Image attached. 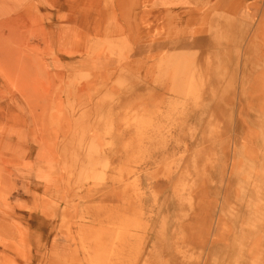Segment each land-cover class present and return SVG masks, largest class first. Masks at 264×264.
I'll return each mask as SVG.
<instances>
[{"label": "rangeland", "instance_id": "obj_1", "mask_svg": "<svg viewBox=\"0 0 264 264\" xmlns=\"http://www.w3.org/2000/svg\"><path fill=\"white\" fill-rule=\"evenodd\" d=\"M0 264H264V0H0Z\"/></svg>", "mask_w": 264, "mask_h": 264}]
</instances>
